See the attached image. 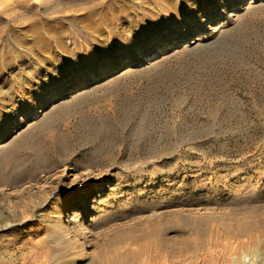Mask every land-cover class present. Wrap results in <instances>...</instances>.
Returning <instances> with one entry per match:
<instances>
[{"label": "rangeland", "instance_id": "rangeland-1", "mask_svg": "<svg viewBox=\"0 0 264 264\" xmlns=\"http://www.w3.org/2000/svg\"><path fill=\"white\" fill-rule=\"evenodd\" d=\"M248 1L0 0V264H264Z\"/></svg>", "mask_w": 264, "mask_h": 264}, {"label": "bare ground", "instance_id": "bare-ground-1", "mask_svg": "<svg viewBox=\"0 0 264 264\" xmlns=\"http://www.w3.org/2000/svg\"><path fill=\"white\" fill-rule=\"evenodd\" d=\"M20 1V0H19ZM21 1H25V0H21ZM39 1V0H38ZM31 2V1H30ZM258 2V0H249L248 1V5H251V4H255L256 5V3ZM237 9L238 8H233L232 10H230L231 12H229L225 17H224V19H223V23H225V22H230L231 20H232V18L234 17L235 18V16H236V11H237ZM222 24V23H221ZM218 28V26L217 27H206L205 29L207 30H209L210 29V31H213V32H215V30ZM204 36V34L202 33V32H198L195 36H191L193 39H188L187 40V42H186V45H187V43H196V42H198L202 37ZM152 57V56H151ZM75 86V85H74ZM64 90V89H63ZM64 92H67V91H64ZM62 94V93H61ZM68 94V93H67ZM36 117H37V115L35 114V115H33L31 118L34 120V119H36ZM21 126H23V125H21ZM17 128H19V127H17ZM91 191V190H90ZM85 192V191H84ZM87 194V193H86ZM79 198H80V195L79 196H77V197H75L72 201H70V205H71V208H73V207H75V206H77V205H79V207H78V209H80L81 208V210H82V217L80 218L81 220H80V225L82 226L83 225V219L87 216V207H88V194L86 195V199H85V201H84V203L83 204H80V201H79ZM97 203V202H96ZM94 204V203H93ZM96 206V205H95ZM94 206V207H95ZM77 209V208H76ZM64 213H65V211H64ZM77 213V212H76ZM95 213H96V211H95ZM253 216V215H252ZM70 217V216H69ZM79 217V216H78ZM73 218H74V216H73ZM72 218V219H73ZM92 218H93V215H92V217L90 218V220H92ZM97 218V217H96ZM66 220V219H65ZM78 220V219H77ZM97 221V220H96ZM75 222V221H74ZM91 222V221H90ZM93 222H94V220H93ZM251 223V222H250ZM76 224H78V223H76ZM88 224H89V222H88ZM92 224V223H91ZM79 225V226H80ZM84 226V225H83ZM86 226V225H85ZM248 226V225H247ZM251 226V225H250ZM73 227V226H72ZM75 227V226H74ZM88 227H89V225H88ZM248 228V227H247ZM80 229H81V227H80ZM242 230H244V229H242ZM244 233V232H243ZM235 237V236H234ZM237 237V236H236ZM253 248V247H252ZM255 250V249H254ZM210 251V250H209ZM260 251H261V249H260ZM263 251V250H262ZM258 254V253H257ZM256 255V254H255ZM167 256V255H166ZM257 256V255H256ZM168 257V256H167ZM240 257V256H239ZM259 257V256H258ZM241 258V257H240ZM239 258V260L240 261H238V264H255V262L251 259H249V258H244V257H242V258H244V259H240ZM251 258V257H250ZM164 259V258H163ZM162 259V260H163ZM168 259V258H167ZM255 259V258H254ZM259 259V258H258ZM165 260V259H164ZM238 260V259H237ZM161 263H162V261H160ZM237 262V261H236ZM232 263V262H231ZM165 264V263H164ZM169 264H170V262H169Z\"/></svg>", "mask_w": 264, "mask_h": 264}]
</instances>
